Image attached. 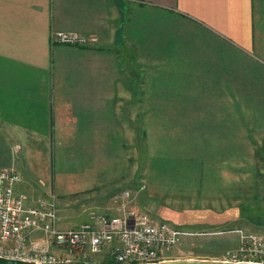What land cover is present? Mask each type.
Instances as JSON below:
<instances>
[{
	"label": "crops",
	"instance_id": "crops-1",
	"mask_svg": "<svg viewBox=\"0 0 264 264\" xmlns=\"http://www.w3.org/2000/svg\"><path fill=\"white\" fill-rule=\"evenodd\" d=\"M57 31L97 41L53 43ZM262 35L264 0H0V173H18L28 205L57 207L79 179L66 157L89 160L118 115L148 114L159 76L209 83L250 52L262 68Z\"/></svg>",
	"mask_w": 264,
	"mask_h": 264
},
{
	"label": "rangeland",
	"instance_id": "rangeland-1",
	"mask_svg": "<svg viewBox=\"0 0 264 264\" xmlns=\"http://www.w3.org/2000/svg\"><path fill=\"white\" fill-rule=\"evenodd\" d=\"M237 56L209 83L159 76L148 114L118 115L115 140L87 148L89 160L69 154L62 168L79 179L59 196V228L78 227L90 209L113 213L114 196L129 190L132 208L201 233L168 249L171 259L222 260L238 242L227 228L264 233V67L251 52ZM106 253L87 255L89 264H105Z\"/></svg>",
	"mask_w": 264,
	"mask_h": 264
},
{
	"label": "built area",
	"instance_id": "built-area-1",
	"mask_svg": "<svg viewBox=\"0 0 264 264\" xmlns=\"http://www.w3.org/2000/svg\"><path fill=\"white\" fill-rule=\"evenodd\" d=\"M53 43L89 46L95 34L54 32ZM18 173H0V256L37 264H89L87 255L107 251L105 264H147L171 259L166 252L184 239L201 233L171 226L147 211L132 208L130 191L114 196L120 202L114 212L90 209L88 220L78 227L60 229L55 200L39 198L35 205L15 193ZM237 245L227 249L222 260L264 264V233L233 227Z\"/></svg>",
	"mask_w": 264,
	"mask_h": 264
},
{
	"label": "water",
	"instance_id": "water-1",
	"mask_svg": "<svg viewBox=\"0 0 264 264\" xmlns=\"http://www.w3.org/2000/svg\"><path fill=\"white\" fill-rule=\"evenodd\" d=\"M0 264H37L34 261L13 259L0 256ZM147 264H257L252 262H231L220 259H207V258H174L161 260L154 263Z\"/></svg>",
	"mask_w": 264,
	"mask_h": 264
}]
</instances>
